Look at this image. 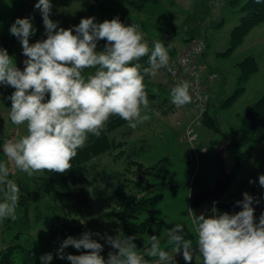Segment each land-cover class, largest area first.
I'll list each match as a JSON object with an SVG mask.
<instances>
[{
    "label": "clouds",
    "instance_id": "clouds-1",
    "mask_svg": "<svg viewBox=\"0 0 264 264\" xmlns=\"http://www.w3.org/2000/svg\"><path fill=\"white\" fill-rule=\"evenodd\" d=\"M34 9L42 17L45 38L30 42L37 32L33 16L17 18L9 28L21 44L23 69L0 47V87L13 89L6 97L11 101L8 116L13 125L26 126L25 135L0 144L6 157L0 161V221L17 219L20 189L10 178L12 169L28 177L68 173L78 150L86 146L90 135L100 137L110 117L118 116L133 130L149 121L152 110L145 78L155 79L162 68L173 71L170 45L158 39L150 47L138 23L126 25L118 16L98 23L90 16L64 28L51 19L52 0H37ZM101 41L104 44L98 50ZM145 57L146 64L141 63ZM190 87L188 81L174 86L171 103L177 108L191 103ZM258 182L264 188V174ZM242 196L235 202L237 212H220L216 202L210 215L209 210L196 215L189 208L195 242L186 238L182 224H176L167 232L171 251L162 247L155 234L141 252L136 234L86 231L62 240L56 257L70 264H178L177 255L185 264H193L195 256L202 264H264V212L257 218L253 207L261 201L248 192ZM105 245L110 248L106 258L102 255ZM69 247L80 254L67 253ZM53 258L51 252L39 257L41 264H51Z\"/></svg>",
    "mask_w": 264,
    "mask_h": 264
},
{
    "label": "rangeland",
    "instance_id": "rangeland-1",
    "mask_svg": "<svg viewBox=\"0 0 264 264\" xmlns=\"http://www.w3.org/2000/svg\"><path fill=\"white\" fill-rule=\"evenodd\" d=\"M134 1L137 0H52L51 19L60 21L61 27L68 28L70 24L79 23L81 18L87 15L86 12L84 13L86 9L95 7L96 12L92 16L98 23L118 16L120 20L126 22L124 23L126 25L140 24L144 37L175 34L174 41L178 48L181 45L180 40L188 36L181 24L187 18L188 13L182 11L181 14L176 13L179 19L174 21L171 14L172 9L146 10L133 3ZM36 2L37 0H0V47L7 49L9 55L14 57L16 65L21 69L24 67L25 57L22 55L21 44L14 36L10 35L9 28L17 18L33 16L37 32L30 42L34 43L38 39L45 38L42 17L39 11L34 9ZM161 2L164 3V0ZM224 3L225 0H212L211 13L208 18H205L206 28L209 25L211 27L208 33L210 46L206 51L203 67H207L208 59L213 68L221 70L220 81L226 83V90L229 94L236 88V79L233 77L235 70L229 66L230 57L226 52L230 47V32L239 24L242 13L238 8L233 9L225 6ZM166 6L164 4L163 8ZM219 21L220 26L215 28ZM255 31L259 36L264 35V28H258ZM103 44L104 41H101L98 50L102 49ZM162 70H159L155 79L145 80L146 88L151 92H153L152 89H156L157 91L154 93L158 94L157 99L149 101L152 111L148 114L151 119L140 124L135 130L126 125L117 131L116 135H118V140L138 141L139 145L146 144L139 160L146 166L155 167L157 172L166 175L168 180L183 184L180 187L165 190L163 198L154 207L162 212V216L168 223V230L176 224H182L186 238L195 242V225L192 222L189 208L195 214L196 212L191 199L195 200L199 187L211 188L216 184L218 179L217 147L224 142L226 131L234 130L240 125L249 102L258 100L264 94L255 91L256 87L261 89V85H264V74H258L253 78L254 86L247 96L249 97L248 105H244L245 102H243V105H238L232 112L222 111L217 115L218 124L221 127V132H218L204 124L205 114L198 113L193 106L186 104L177 108L171 103L170 91L174 85L170 80L168 69ZM257 83H260V86ZM1 89L0 93H2ZM7 90L11 93L13 91L12 88ZM169 104L172 106L168 107ZM10 106L11 102L5 104L0 101V144L6 139H19L26 134V126H16L11 123L8 116ZM124 129L129 133L123 134ZM189 130H193L192 133L188 132ZM193 136L195 139L190 141L189 138ZM242 151L244 148L236 149L226 146V166L229 169L233 168L236 156ZM4 160L6 157L0 151V161ZM96 161L100 164L98 169H92L85 176L83 174V177H79L81 180L76 178L77 184H71V188L65 192V195L45 187V173H36L32 177H28L25 173L12 169L10 178L19 186L20 199L16 209L17 219L15 221L11 219L0 221V253L9 246H19L29 250L35 256L31 264H41L39 257L49 252L53 253L54 257L51 264H70L69 261L56 257V249L51 245L53 233L49 231L48 227L59 225L67 218L74 217L79 206L84 208L89 200L96 203L97 200L105 196H112V191L115 189L116 172L111 173V167L116 171L118 166L111 164V158L107 156ZM9 166L11 168V164ZM260 174H264V142L254 146L253 152L247 159L245 172L237 181H235L237 177L234 179L235 182L233 181L222 197V201L230 202L242 199L244 192L264 199V188H261L258 182ZM250 179L256 183L250 184ZM119 200V197L113 199L114 203H118ZM168 230L159 229L156 231V235L161 238L167 234ZM149 237L150 235L139 237L140 242L137 245L141 252L146 251L145 241ZM98 240L100 243H104L102 239ZM162 247L166 251H171L167 239L162 241ZM109 250V246L105 245L102 253L105 258ZM25 258L28 260L25 253L19 248L15 259L17 264H23ZM176 260L178 264H185L182 255H177ZM194 260L197 264H202L199 256H195Z\"/></svg>",
    "mask_w": 264,
    "mask_h": 264
},
{
    "label": "trees",
    "instance_id": "trees-1",
    "mask_svg": "<svg viewBox=\"0 0 264 264\" xmlns=\"http://www.w3.org/2000/svg\"><path fill=\"white\" fill-rule=\"evenodd\" d=\"M211 1L195 0L194 9L181 23L188 34L185 38L188 44L200 38H204L206 41L207 28L204 22L205 18H208L211 13ZM224 5L233 9L238 8L242 13L239 24L230 33V47L226 54L232 55L243 44L247 35L254 28L264 23V0H261L260 3H256V0H225ZM85 12L87 15L83 18L90 17L96 12V8L89 7ZM78 24L74 22L70 24V27ZM174 36L175 34H164L146 41L149 42L150 47L152 42L158 39L162 40L166 47L170 45L168 51L170 63H172L178 54L177 48L172 43ZM146 61L147 57L143 58L141 63L146 64ZM238 66L241 69L239 87L224 101L222 108L232 106L244 93L245 87L243 84L245 81L259 70V64L254 57L244 59ZM165 70L167 69L165 68ZM146 79L150 78L146 77ZM0 88H2L1 92L5 93V95L0 93V101L8 104L11 101L6 99V97L11 92L7 90L8 88ZM146 90L149 101L157 99L158 94L151 92L148 88ZM167 101L169 102L168 98ZM170 106L172 105L169 104L168 107ZM204 124L214 131L221 132L216 116L209 110L205 113ZM126 125L127 122L118 116L110 117L100 137L97 138L90 135L86 146L78 150L77 156L72 160V169L68 173L52 174L45 172V187L65 195V192L72 185L77 184L76 178L81 180L79 177H83V174L85 176L92 169H98L100 164L96 160L107 156L111 158V164L118 166L116 171L111 167V173L116 172L115 189L112 191V196H103L104 198L97 200L96 203L89 200L84 208L79 206V210L74 217L67 218L59 225L48 227L49 231L53 233L51 245L54 246L56 251L60 242L67 236L79 237L86 231L115 235L119 230L125 235L136 234L138 237L136 243H139L140 236L156 235V231L159 229L168 230L169 226L166 219L162 216L160 210L155 209L154 205L163 198L165 190L174 189L183 184L178 181L168 180L166 175L158 173L155 167L146 166L139 160V156L147 146L146 144L139 145L138 141L127 142L117 139L118 135H116V132L123 129ZM124 130V132L122 131L123 134L129 133L126 129ZM225 138L228 140L227 146L236 149L244 148V151L236 156L234 166L229 172L232 185L238 173L245 167L248 157L254 150V146L264 142V95L248 108L236 129L225 132ZM205 189L199 187L196 194ZM117 197L120 200L118 203H114L113 199ZM21 202L23 203V201ZM256 217L258 218L257 215ZM94 238L100 239L99 237ZM161 239L162 241L166 240L167 234L162 236ZM19 248L28 257V260L25 258L23 264H31L35 256L29 250L19 246H9L3 249L0 253V264H17L15 259ZM65 251L74 255L80 254L72 247L67 248Z\"/></svg>",
    "mask_w": 264,
    "mask_h": 264
},
{
    "label": "crops",
    "instance_id": "crops-1",
    "mask_svg": "<svg viewBox=\"0 0 264 264\" xmlns=\"http://www.w3.org/2000/svg\"><path fill=\"white\" fill-rule=\"evenodd\" d=\"M133 3L137 4L140 8H143L146 10L172 9L173 12L171 14L173 15L174 21H177L179 19V16L176 13L181 14L180 12L182 11L186 14L188 13V15H189L195 6V0H164V3L161 2V0H137V1H134ZM148 4L150 5L149 7H148ZM164 4L167 6L163 8ZM153 5H154V7H153ZM157 5H158V7H156ZM180 18H181V16H180ZM123 23H125V22H123ZM220 24L221 23L219 21L216 24L215 28L219 27ZM210 27H211V25H209V27H207V31H206V34H207V40H206L207 49H206V51H208V48L210 46V41L208 39V33L210 31V29H209ZM258 28H264V23H262L261 25H259L256 28H254L247 35L243 44L240 47H238L232 55H228L230 57L229 58L230 59L229 66H232L233 70H235L233 77L236 79V88L232 90L233 92L231 91L232 93L230 92L228 94V92L226 90V86H225L226 83H224L223 81H220V75H221L220 71L221 70H219V68H213L210 65V62L208 59H207V67H203L205 64L204 59L206 56V52L199 61V71L202 74L201 76L203 77V79L207 83L208 92L210 94V103H209L208 110L210 112H213L214 115L216 116V118H217V115L219 113H221L222 111L232 112L233 110H235L237 108L238 105L242 104L243 102H245L244 105H248L247 100H249L248 99L249 97H247V96H249V94L252 91V88L254 86L253 85V78H255L258 74H262V73L264 74V35L259 36L256 34L255 30ZM156 37H159V36L156 35L154 37H144V38H145V40H147V39H154ZM180 42H181V45L180 46L177 45L178 48L175 45L176 42L175 41L172 42L173 46H175L177 48L178 53L184 51L188 45L187 39L180 40ZM248 57L256 58V61L259 64V70L256 73H254L247 81H245V83L243 84V86L245 87L244 93L232 104V106H230L229 108H222L224 101L226 99H228L239 87V76L241 74V69L238 66V64ZM162 69L164 70L165 68H162ZM162 69H160V70H162ZM210 75H215L214 80H210V78H209ZM168 81H169V78H168ZM257 84L260 86V83H257ZM261 86H262L261 89H259V87H256V89H255V91L259 94L264 93V85H261ZM256 101L257 100H255L253 102H249L248 108L251 105H253ZM188 105L192 106L191 103H189ZM248 108H247V110H248ZM217 120H218V118H217ZM229 170H231V169L228 168V171ZM244 172H245V167L238 173L235 181H237V179L240 178ZM206 189H208V188H206ZM252 196L256 197L254 194H252ZM260 201L264 202V199H260ZM191 202H194L193 198L191 199ZM193 209H194V206H193ZM191 217H192V215H191ZM193 264H197V262L195 260H193Z\"/></svg>",
    "mask_w": 264,
    "mask_h": 264
},
{
    "label": "built area",
    "instance_id": "built-area-1",
    "mask_svg": "<svg viewBox=\"0 0 264 264\" xmlns=\"http://www.w3.org/2000/svg\"><path fill=\"white\" fill-rule=\"evenodd\" d=\"M206 48L207 44L204 39L200 38L191 42L172 61L170 66L173 68V71L169 72L174 86L183 81L190 83L191 104L200 114L206 113L210 101L207 83L199 74V61L203 57ZM209 78L210 80H214L215 75H210ZM192 131L189 130L188 132L192 133Z\"/></svg>",
    "mask_w": 264,
    "mask_h": 264
},
{
    "label": "water",
    "instance_id": "water-1",
    "mask_svg": "<svg viewBox=\"0 0 264 264\" xmlns=\"http://www.w3.org/2000/svg\"><path fill=\"white\" fill-rule=\"evenodd\" d=\"M227 145L228 140L225 138L224 142L219 144L216 150V163L218 167V180L216 184L213 187L205 189L196 194L193 206L197 215H199L201 212H204L205 210H209L208 214L210 215V209L213 206V202H216L215 206L219 211L225 210L228 212H237L240 210L239 207L235 206V202L241 199H235L230 202L222 201V197L231 186V176L226 166L225 158V148ZM253 207L255 208V215L258 217L261 212H264V202L254 204Z\"/></svg>",
    "mask_w": 264,
    "mask_h": 264
}]
</instances>
